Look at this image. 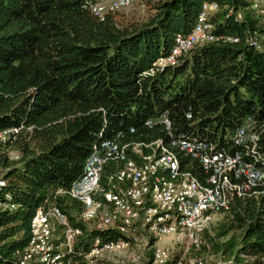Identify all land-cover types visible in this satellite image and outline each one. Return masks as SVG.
I'll list each match as a JSON object with an SVG mask.
<instances>
[{
  "label": "trees",
  "instance_id": "16d2710c",
  "mask_svg": "<svg viewBox=\"0 0 264 264\" xmlns=\"http://www.w3.org/2000/svg\"><path fill=\"white\" fill-rule=\"evenodd\" d=\"M95 1L0 0V130L21 127L19 159L0 155V200L14 205L0 208V264H19L31 218L49 202L82 231L71 261L80 262L95 237L121 238L117 229L80 220L81 204L55 192L82 174L93 143L129 125L136 127L134 139H165L161 126L143 123L166 113L174 132L241 150L264 165V20L251 0H158L144 21L116 12L100 20L88 6ZM204 1L219 7L209 16L214 33L237 41L197 46L175 65L143 74L176 35L190 30ZM241 126L255 132L253 149L231 141ZM189 161L183 155L182 168L204 180L198 162ZM224 214L217 236L227 240L218 245L210 238L224 263L264 264V196L234 197ZM146 254L150 264L152 253Z\"/></svg>",
  "mask_w": 264,
  "mask_h": 264
},
{
  "label": "built area",
  "instance_id": "2783aa9c",
  "mask_svg": "<svg viewBox=\"0 0 264 264\" xmlns=\"http://www.w3.org/2000/svg\"><path fill=\"white\" fill-rule=\"evenodd\" d=\"M135 1L97 0L88 6L103 20L107 14ZM250 6L264 20V0H251ZM218 8L214 1L202 2L190 30L176 35L169 51L157 57L143 74L153 75L158 69L175 65L182 54L197 46L215 41L236 42L235 37L214 33V23L209 16ZM155 125L164 129L165 139H134L136 127L129 125L93 143L82 174L68 189L55 192L81 204L80 220L97 230L117 229L121 238L102 241L95 237L81 261H71L68 253L82 231L72 227L67 215L49 202L38 207L31 218L30 239L20 254L19 264H98L102 253L127 251L142 236L148 239L146 249L151 248L150 264H208L202 256L175 257L165 247H154V240L183 232L194 238L197 247L200 234L213 215L229 211L234 197L264 196V165L244 158L241 150L229 152L225 146L204 137L174 132L166 113L143 123L147 128ZM20 130L19 126L1 129L0 144L15 139ZM256 137L255 132L249 133L246 126H241L235 130L231 141L234 144L247 141V147L253 149ZM183 155L189 157L190 166L191 161L198 162L205 173L204 180L198 179L189 168H182ZM19 157L17 153L9 155L8 159L18 160ZM105 168H109V172ZM4 197L11 199L9 194ZM7 207L11 209L14 205L0 200V208Z\"/></svg>",
  "mask_w": 264,
  "mask_h": 264
},
{
  "label": "rangeland",
  "instance_id": "374dc122",
  "mask_svg": "<svg viewBox=\"0 0 264 264\" xmlns=\"http://www.w3.org/2000/svg\"><path fill=\"white\" fill-rule=\"evenodd\" d=\"M158 0H136L133 4L126 8H122L116 11L115 14L119 17L130 19L131 21H144L151 14L154 13L152 8L153 4ZM19 137L17 136L13 140H6L0 144V155L5 154L7 157L19 154L16 148V143ZM1 173V167H0ZM227 218L224 213H215L206 228V234L201 232V238L197 241L198 246L194 244V238L190 237L186 233L176 232L167 236H162L159 239L154 240V247H165L170 253H178L180 256H202L206 259L208 264H223L225 262V256L220 251H215V245L210 238L214 239L218 245H223L227 238L217 236L218 227L220 224L225 223ZM147 237L142 236L136 244H133L127 251H122L116 254L104 252L99 257L98 264H106L105 261L111 264H147L148 259L147 252L151 251L146 249ZM152 242V241H151Z\"/></svg>",
  "mask_w": 264,
  "mask_h": 264
}]
</instances>
